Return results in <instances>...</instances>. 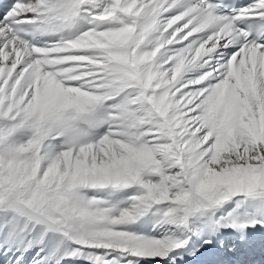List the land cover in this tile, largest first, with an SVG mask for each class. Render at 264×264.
Returning a JSON list of instances; mask_svg holds the SVG:
<instances>
[{
    "label": "snow or ice",
    "instance_id": "1",
    "mask_svg": "<svg viewBox=\"0 0 264 264\" xmlns=\"http://www.w3.org/2000/svg\"><path fill=\"white\" fill-rule=\"evenodd\" d=\"M0 264H264V0H0Z\"/></svg>",
    "mask_w": 264,
    "mask_h": 264
}]
</instances>
